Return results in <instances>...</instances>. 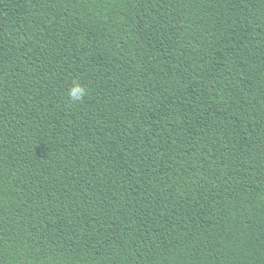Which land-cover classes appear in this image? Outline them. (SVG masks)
<instances>
[{"label": "trees", "instance_id": "16d2710c", "mask_svg": "<svg viewBox=\"0 0 264 264\" xmlns=\"http://www.w3.org/2000/svg\"><path fill=\"white\" fill-rule=\"evenodd\" d=\"M0 264H264V0H0Z\"/></svg>", "mask_w": 264, "mask_h": 264}, {"label": "clouds", "instance_id": "9594fccd", "mask_svg": "<svg viewBox=\"0 0 264 264\" xmlns=\"http://www.w3.org/2000/svg\"><path fill=\"white\" fill-rule=\"evenodd\" d=\"M70 105L83 104L91 95V89L80 80H74L65 93Z\"/></svg>", "mask_w": 264, "mask_h": 264}]
</instances>
